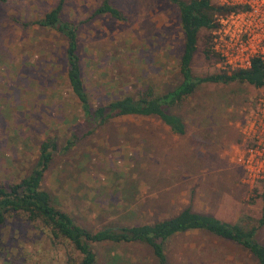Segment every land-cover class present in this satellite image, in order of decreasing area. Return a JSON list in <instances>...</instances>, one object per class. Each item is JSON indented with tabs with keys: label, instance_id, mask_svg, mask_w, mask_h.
<instances>
[{
	"label": "rangeland",
	"instance_id": "rangeland-1",
	"mask_svg": "<svg viewBox=\"0 0 264 264\" xmlns=\"http://www.w3.org/2000/svg\"><path fill=\"white\" fill-rule=\"evenodd\" d=\"M61 1V20L77 28L93 105L148 88L164 93L180 82L184 36L169 0H109L123 20L92 17L104 0L0 1V185L28 176L40 144L52 139L56 148L42 188L86 228L151 223L186 207L229 223L261 219L264 182L248 185L235 157L238 124L263 90L237 82L200 85L174 109L185 123L182 136L157 118L87 123L67 84L64 36L35 24ZM211 37L210 30L199 32L191 63L196 77L227 71L204 55ZM256 239L264 245V226ZM96 251L98 264L113 255L116 264H154L139 248ZM167 256L171 264H258L246 251L199 232L171 241ZM69 257L77 254L51 244L22 215L0 224V264H71Z\"/></svg>",
	"mask_w": 264,
	"mask_h": 264
},
{
	"label": "trees",
	"instance_id": "trees-1",
	"mask_svg": "<svg viewBox=\"0 0 264 264\" xmlns=\"http://www.w3.org/2000/svg\"><path fill=\"white\" fill-rule=\"evenodd\" d=\"M169 1L178 8L184 36L183 53L178 65L179 84L164 93H154L148 88L145 91L120 94L103 102L98 101L95 105L85 86L78 55L77 28L73 23L60 18L62 1L35 22L36 25L55 30L64 36L67 84L87 123L101 127L125 117L157 118L173 134L182 136L186 132L185 123L174 109L192 96L200 85L237 82L264 90V61L260 59H253L247 70L221 71L206 77H196L192 73L191 63L197 50L199 32L203 29L213 32L216 28L215 15L225 16L242 11L243 7L213 5L211 0ZM99 15H110L116 20H123L121 13L111 6L109 0H104L92 17ZM211 41L212 37L207 38L204 55L208 60L214 58L220 62L212 50ZM238 139L240 142V134ZM55 148L56 144L52 139L42 142L37 163L31 173L18 182L0 185V224L10 215L24 216L27 222L45 234L51 244L77 254L75 259L69 257L71 264H98L96 247L105 245L139 248L154 264H171L167 256L169 243L192 232L204 233L236 246L251 255L258 264H264V245L256 239L258 230L264 226V213L255 222L229 223L186 207L172 216L151 223L124 225L111 222L98 228L80 225L72 214L56 205L52 196L42 188ZM113 256V261L109 258V264L119 262Z\"/></svg>",
	"mask_w": 264,
	"mask_h": 264
},
{
	"label": "built area",
	"instance_id": "built-area-1",
	"mask_svg": "<svg viewBox=\"0 0 264 264\" xmlns=\"http://www.w3.org/2000/svg\"><path fill=\"white\" fill-rule=\"evenodd\" d=\"M221 6L244 8L220 16L212 32V50L224 69L247 70L253 59L264 61V0H221ZM238 132L241 145L235 162L245 182H264V90Z\"/></svg>",
	"mask_w": 264,
	"mask_h": 264
}]
</instances>
